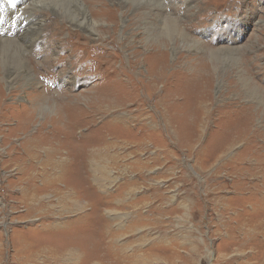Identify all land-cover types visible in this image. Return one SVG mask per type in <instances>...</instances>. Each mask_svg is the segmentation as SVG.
I'll use <instances>...</instances> for the list:
<instances>
[{
	"label": "rangeland",
	"instance_id": "374dc122",
	"mask_svg": "<svg viewBox=\"0 0 264 264\" xmlns=\"http://www.w3.org/2000/svg\"><path fill=\"white\" fill-rule=\"evenodd\" d=\"M104 1L121 8L115 20L100 19L92 33L72 21L61 0L45 3L43 18H53L64 30L56 41L35 46L33 88L25 81L15 90L7 88L3 71L21 66L12 49L3 48V54L0 50V264L46 263L41 255L27 262L25 240L32 239L31 230L43 222L61 225L79 215L61 184L43 192L38 212L27 215L19 201L31 173L41 189L40 161L49 147L34 149L33 160L23 144L31 138L42 143L63 127L53 120L59 105L51 101L61 95L77 105L70 112L74 120L91 116V128L77 129V137L87 135L88 144L100 141L103 134L123 139L114 150L94 154L93 167L84 177L99 194L111 196L107 210L117 211L104 213L112 233L106 243L112 250L132 259L131 264L263 263L264 216L251 218L248 212L252 198H259L253 187L262 184L264 176L256 175L264 167V0H198L204 3L198 15L197 9L188 13L182 1H175L165 19H149L153 11L147 0ZM188 19L195 25H186ZM98 25L106 26L103 37ZM70 31H75L73 37ZM186 33L205 49L232 48L233 54L210 57L187 45ZM68 38L70 51L56 54L57 48L65 49L61 45ZM44 48L54 54L43 62L39 58ZM156 49L163 58L155 55ZM195 58L202 59L201 69ZM204 64L208 70H203ZM112 70L118 73L111 75ZM67 75L71 83L62 85ZM40 93L47 99L34 105ZM114 119L119 125H103ZM231 137L240 139L220 156L217 149ZM223 162L230 166L224 168ZM46 170L50 177L62 171L53 164ZM88 199L90 192L79 205ZM114 216L118 218L111 220ZM93 223L81 230H93ZM54 239L60 245L66 238ZM100 254L108 257L106 250ZM106 258L103 264H114ZM82 260L83 253L71 249L60 251L51 262Z\"/></svg>",
	"mask_w": 264,
	"mask_h": 264
},
{
	"label": "bare ground",
	"instance_id": "6f19581e",
	"mask_svg": "<svg viewBox=\"0 0 264 264\" xmlns=\"http://www.w3.org/2000/svg\"><path fill=\"white\" fill-rule=\"evenodd\" d=\"M48 1L57 2V0H0V50H2L3 54L5 49H12L18 59V65L21 66V68L17 70L5 69L3 71V82L7 84V88H10V90H15L16 85L21 81H23V83L25 81L27 86L32 85L31 82L35 80V76H33L34 74L31 72L32 70H34L35 66L33 63V54L36 50L35 46L42 41H56L57 36L64 30V27L58 25V23L55 22L53 18H43V13L46 11V7L44 5ZM147 1L149 7L152 8L151 11H153V14H148L149 19L152 17H159V19L167 18L172 8H174L175 1H182L181 3L185 6L188 13L192 11L191 9H197V15L199 13L198 9L202 7V5H204L203 1L199 2L198 0ZM61 4L74 23H76L80 27H83L87 31L90 30L91 33L94 32V27H96L97 22H100L102 18L106 19V17H111V19L115 20L114 14L119 10V8H121L118 3L114 4L110 3V1L104 0H61ZM212 8L216 7L212 6ZM213 11L216 12L217 9ZM89 13L91 14L92 20L94 19L96 21L90 20ZM99 13L103 15L98 16ZM108 14L110 15L108 16ZM145 21L148 23L149 20L145 19ZM186 22V25H195V23H193V21H189V19ZM112 23V25L117 28V22L112 21ZM105 27L106 26L102 25L97 26L99 37H103V35L105 34ZM185 31L188 32L187 30ZM71 33H75V31H70L69 35ZM79 33L81 32L78 31V34ZM79 35L83 36L82 33ZM70 36L73 37L72 34ZM183 38L187 45L194 46L200 51H205L204 54H209L210 57L215 56L219 52H225L228 55L233 54L234 49L232 48H226L225 50L222 49L216 51H213L210 47L205 49V47H203V45L206 46L204 43L193 40L189 37L188 33H186L185 37ZM69 42L70 38H68L66 42L61 45L65 46V49H62V47H60V49L57 48L56 54L70 51ZM3 48L5 49L3 50ZM63 50L67 51L62 52ZM51 53L54 54V50L51 51L50 49L44 48L39 59L44 62L49 58V55ZM155 55L162 56L161 58H163L164 56L163 52L160 51V49L155 50ZM195 60L197 68L201 69L200 60L202 59L195 58ZM24 63L25 65H23ZM26 64L31 67L29 68L30 70L28 69V65ZM202 68L203 70L209 69L205 64ZM157 70L159 69H156L155 71ZM46 71L48 70L46 69ZM46 73L48 74V72ZM115 73L118 72H115L113 70L111 71V75ZM69 75H67L68 81H61L62 85H65V83H71V76ZM131 83L133 89L138 86L136 84V81ZM30 88L33 87L31 86ZM105 96L106 95H104V97ZM1 97L2 96L0 91V98ZM44 99H47L45 93H40V95L33 99V103L34 105L40 104L41 106V102H43ZM51 101H55L59 105V110L58 112H55L53 120H55V123L56 121L62 123L63 127L56 132L50 133L51 136L47 137L46 139L42 138V143L31 138L23 144V146L27 145V152H25L27 154V158L33 160L37 157L34 155V153H32L35 152L34 149L39 148V146L43 147L44 145H48L49 147H46L48 151L46 159L40 161L42 173H44L42 175L43 182L41 185V189L36 187V180L34 178L37 177L33 175V173H31L28 176V182L30 183V185L22 190L19 201L24 204L27 215L38 212L40 211V204L38 203V200L43 197V192L48 189L56 190L58 184H61L68 193L67 196L70 199L71 204L76 207L79 215L76 219L69 220L61 225H57L59 222H57V224H45V222H43L35 226V228L31 230L29 235L32 236V239H27L28 241L25 240L27 262L34 263L35 259L39 257V255H41L45 259L46 263L52 264L51 261H57V256L59 255L60 251L73 249L83 253V260L81 264H103L106 255L100 254V251L105 250L108 253L107 258L111 259L114 264H131L132 259L129 260V258H122L119 255L118 251L112 250L109 243H106L107 238L112 233L108 231L109 221L106 222L104 213L108 214L109 212H117L114 210H107V207L112 204L111 196L108 195V200L106 194L105 196L99 194L94 189V187H91L87 180L84 178L86 175H88V170L93 167V162L91 161L92 156L104 150L105 152L114 150V148L123 143L121 142L123 139L121 140L119 136L113 135L111 139H108L107 136L103 134V137L100 141L88 144L89 140L87 135H80V137H77L75 135V131L86 126H89L91 128V116H86V119L82 118L80 120H74L72 118L73 116L70 115V112L73 111L71 110L72 108L76 109L77 105L74 104L73 99H70L69 97L65 98L64 95L55 97ZM197 103L201 105L203 102L202 100H199ZM105 110L108 112L107 109ZM79 113H82V111H79ZM89 114L91 113L89 112ZM32 117L33 112L30 113V115L24 120L26 124L24 130H26L30 126ZM166 123L168 124V121ZM103 125L117 126L119 125V121L114 119L113 121H108ZM89 132L92 133L93 130ZM239 139V137H231V139H227V141L225 140V142L223 144L221 143L222 145L219 147L221 150L218 148V151L216 152H220V156L223 157L224 155H226V152L232 148V145L239 141ZM33 144L36 145L34 146V148L30 147V149L29 146ZM60 150L64 151L63 157L60 156ZM218 160H220V158ZM116 163L117 162L114 159V164ZM215 163H217V160L215 161ZM51 164H53V167L62 170L58 177H55L52 174L51 177L49 175H46V168H50ZM136 164H138V162H136ZM224 164L225 163L223 162L221 165L224 168L230 166V164ZM100 165L101 164H98V166ZM243 165L246 166L247 163H243ZM104 166L105 163L104 165H102V167ZM140 167L142 168V166ZM28 168L30 170L32 169L31 166ZM256 175L262 177L264 175V167L256 172ZM63 177L65 180L61 183L60 181H62ZM26 180L27 179L25 178L22 180V182H26ZM253 190L258 191L259 198H252L250 211L248 213L251 218H258V216H264V176L262 184L257 187H253ZM89 192L91 200L88 199L83 205H79V202L85 199ZM117 218L118 217L114 216L111 220H116ZM92 222H94L92 227L93 230H90L89 228L84 231L81 230L82 226L91 225ZM105 224L108 225L104 226ZM56 235L58 238H66L64 239V242H62V244H56V241L54 239L57 238L55 237ZM57 246H60V249H57ZM98 248H101V250H97ZM261 264H264V262Z\"/></svg>",
	"mask_w": 264,
	"mask_h": 264
}]
</instances>
